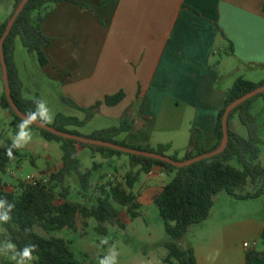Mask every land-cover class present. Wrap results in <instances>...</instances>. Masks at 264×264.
Wrapping results in <instances>:
<instances>
[{
    "label": "crops",
    "instance_id": "crops-1",
    "mask_svg": "<svg viewBox=\"0 0 264 264\" xmlns=\"http://www.w3.org/2000/svg\"><path fill=\"white\" fill-rule=\"evenodd\" d=\"M74 1L52 5V13L43 22V32L52 39L45 50L46 65L16 41L23 95L46 100L54 120L60 113L82 120L85 112L71 102L89 108L124 92L122 102L104 103L93 119L101 117L119 125L128 113L135 128L123 134L122 140L142 147L170 144V151L185 156L188 151L197 152L194 129L202 131L207 149L217 144L218 114L239 77L256 83L264 80V0ZM13 8L14 2L0 7V25ZM0 76V114L11 125L12 117L1 105L5 93L1 68ZM43 84L48 94L42 91ZM36 134L42 138L41 145L52 146L41 133ZM14 152L17 158L2 171L5 174L22 161L19 151ZM105 160L94 162L99 165L94 179L108 167ZM61 166L62 162L40 170V175ZM165 176L173 175L156 167L143 179L151 180L147 190L163 183L156 187L155 199L168 183ZM249 201L253 203H245ZM240 202L251 215L244 213ZM263 205L264 195L237 200L221 191L209 218L191 225L179 245L193 248L198 264H245V243H256L254 247L264 251ZM161 262L167 264L164 258ZM132 264L160 263L144 253Z\"/></svg>",
    "mask_w": 264,
    "mask_h": 264
},
{
    "label": "trees",
    "instance_id": "trees-1",
    "mask_svg": "<svg viewBox=\"0 0 264 264\" xmlns=\"http://www.w3.org/2000/svg\"><path fill=\"white\" fill-rule=\"evenodd\" d=\"M22 1L14 0L12 14L0 25V40L9 20ZM60 1L62 0H28L4 44L12 97L24 114L34 110V99L41 97L36 95L33 99H26L23 95V82L15 60L16 41L20 39L27 51L30 54H35L42 65H46L48 59L45 50L51 45L52 39L43 32L42 25L52 13V5ZM0 68L3 75L1 59ZM262 86H264V80L256 83L243 76L239 77L229 89L225 105L218 114L215 126L217 144L213 148L207 149L202 131L194 129L197 152L188 151L182 158L179 157V151L168 154L171 150L170 144L142 147L131 145L126 140H119V137L135 128L134 121L128 113L123 115L119 125L96 130L90 135H83L76 129L84 127L88 121L93 119L100 112L104 103L115 106L122 102L125 98L124 92L107 96L104 101H99L89 108H81L71 102L73 106L85 112L86 118L81 120L60 113L50 125L62 132L102 140L131 149L155 152L170 156L175 161L183 162L218 149L224 138L223 118L227 107L235 100ZM259 98L264 101V92L240 104L231 112L228 127L229 142L224 152L182 168L157 159L66 139L33 125L31 129L39 131L47 141L61 144L62 166L52 173L50 178L40 179L36 184L19 181L16 191H11L6 185L0 184V197H6L9 202L15 203L12 221L1 224L6 229V239H11L18 248H22L28 243L37 245L38 252L34 254V264H83L75 256L69 241L51 236L50 233L66 228L76 229V219L80 215L85 219L95 218L99 222L98 230L107 234L108 229L105 226L107 223L124 226L121 223L120 211L116 204L126 208L133 219L141 217L142 204L139 201V196L134 192V188L143 174H149L154 168L161 167L167 174L173 175L172 180L163 187L162 192L154 201L164 221L165 230L170 236V239L163 244L166 249L164 262L167 264H198L194 249H182L179 241L184 238L191 225L202 223L209 218L215 203V196L221 191L227 192L237 200L257 199L264 195V167L258 163L264 139L261 135L262 126L259 117L253 113L255 102ZM1 105L12 117L11 127L16 133L17 125L22 118L12 109L5 93L2 96ZM236 115L246 127L247 137L238 134L231 128V121ZM79 146L90 148L107 159L125 155L129 157L130 169L126 173L124 181H108L99 186L96 189L99 191V195L92 206L69 200L71 186L67 184L68 177L73 173L76 174L81 182L82 193L88 197L94 189L92 179L94 172L97 171V166H99L95 164L92 169L83 171L79 158ZM16 158V152H14V159H9L5 151L0 152V170L4 172L9 164L15 162ZM234 160L238 161L241 168L232 164ZM250 187L251 190H249ZM84 224L87 225V222ZM37 227L48 233V236L39 234L36 231ZM26 229L28 231H25ZM255 262L264 263V251L253 247L246 252L245 264H254ZM2 264L14 263L6 261Z\"/></svg>",
    "mask_w": 264,
    "mask_h": 264
},
{
    "label": "rangeland",
    "instance_id": "rangeland-1",
    "mask_svg": "<svg viewBox=\"0 0 264 264\" xmlns=\"http://www.w3.org/2000/svg\"><path fill=\"white\" fill-rule=\"evenodd\" d=\"M14 0H0V7H5L7 5H12ZM18 43H21L20 39H17ZM23 49H26L21 43ZM26 51V50H25ZM259 77V76H258ZM3 89V81L0 76V90ZM42 91L46 92V87L42 85ZM48 94V91L46 92ZM264 101L262 98H259L254 105L253 113L259 117V122L261 124V135L264 139ZM86 118V114H83V119ZM92 120V119H91ZM6 119L3 115L0 114V142H5L6 144L11 143V138L15 135L12 130L11 125L5 124ZM116 126L113 121L105 120L101 117H96L91 122L88 121L84 127L76 128L83 135L90 134L92 131L101 130L104 128H110ZM232 129L238 134L247 137L248 131L246 127L240 122L238 115L231 121ZM71 129H74L71 127ZM32 141L23 149L18 150L22 156V161L19 162L20 165H15L12 173L5 174L0 170V184L6 185L7 188L11 191H16L19 181H26L28 176H34L36 179H46L50 178L51 172L50 169L45 171V174L40 175V170L46 168H52L61 164L63 156L61 144L58 142H52L50 148L41 145V136L40 132H33ZM122 140L121 137L118 138ZM80 148V146H79ZM262 153L258 161L264 167V144L261 146ZM4 150L3 144L0 143V152ZM168 154H174V151H169ZM180 154V152H179ZM103 156V155H102ZM100 155H95L90 148H80L79 158L82 162V169L86 171L93 167L94 162L101 164L102 157ZM184 155H179L182 158ZM102 157V158H101ZM106 159L103 164H107L102 173L99 171L97 176L95 173V179H92V182L95 180L94 189L89 194L90 196L85 197L82 193V186L80 179L76 174H71L68 177V182L71 186V195L69 200L74 202H84L88 206H92L99 195V191L96 190L99 186L108 181H124L126 173L130 169L129 157L127 155L122 157H115L113 159ZM110 164V165H109ZM232 164L238 168H241V165L237 160H234ZM146 177V174H143L140 178V181L137 183L134 188V192L137 196H141L139 201L143 205L141 208L142 216L136 219H133L127 212L126 208L117 205L116 207L120 211V220L124 226H119L117 224L113 225L107 223L108 232L103 234L98 230L99 222L95 218L85 219L82 216L78 215L76 221V229H63L61 231L51 232V236L64 238L71 243V248L77 257L83 264H99V259L104 256L108 248L115 244L120 255L118 257V264H132L142 258L144 253L149 254L154 261L161 264L162 259L166 256V249L163 244L165 240H169L170 236L165 230L164 221L160 215L158 207L155 205V194L157 193V186H162L163 183L160 181L152 186V189L147 190L148 185H150L149 179L143 182V179ZM167 182H170L173 178L165 176ZM251 190V187L249 188ZM239 205H244V213L247 214L248 207L240 202ZM245 203H253L252 201ZM264 207V205H263ZM263 212V211H262ZM249 213V212H248ZM245 214V215H246ZM251 215V213L247 214ZM87 222V225L84 224ZM36 231L43 235L48 236L44 230L36 228ZM107 237L109 240L108 245H102L100 243L101 239ZM6 240V229L0 224V241ZM263 245V244H261ZM259 246L258 249H261L262 246ZM13 262L10 256L0 255V264L3 262ZM31 264H34L33 261Z\"/></svg>",
    "mask_w": 264,
    "mask_h": 264
},
{
    "label": "clouds",
    "instance_id": "clouds-1",
    "mask_svg": "<svg viewBox=\"0 0 264 264\" xmlns=\"http://www.w3.org/2000/svg\"><path fill=\"white\" fill-rule=\"evenodd\" d=\"M34 110L28 111L17 125V131L11 138V143L3 144L5 154L9 159H14V151L25 148L33 139L31 128L34 124H39L41 127L53 123L54 115L46 100L36 98L33 101ZM15 209V203L9 202L6 197H0V224H7L12 221V213ZM25 231H28L26 229ZM102 245H108L107 237L101 239ZM38 252V246L32 243L26 244L22 248L11 240L6 239L0 241V255L10 256L15 264H31L35 258V253ZM120 253L115 244H112L107 253L99 259V264H118Z\"/></svg>",
    "mask_w": 264,
    "mask_h": 264
},
{
    "label": "water",
    "instance_id": "water-1",
    "mask_svg": "<svg viewBox=\"0 0 264 264\" xmlns=\"http://www.w3.org/2000/svg\"><path fill=\"white\" fill-rule=\"evenodd\" d=\"M28 2V0H23L21 2V4L19 5V7L17 8L16 12L14 13V15L12 16V18L9 20L7 28L0 40V59H1V64H2V69H3V79H4V86H5V94H6V98L8 100V102L10 103L12 109L15 111V113L20 117L23 118L24 117V113L19 109V107L17 106V104L15 103L13 97H12V91H11V87H10V83H9V77H8V70H7V63H6V56H5V51H4V44L5 41L7 39V37L9 36L12 27L17 19V17L20 15V13L22 12V10L24 9L26 3ZM264 92V86L259 87L258 89L244 95L243 97L235 100L233 103H231L224 114V118H223V130H224V138L222 141L221 146L209 153L197 156L193 159L187 160V161H183V162H179V161H175L174 159H172L170 156L167 155H161L159 153H155V152H150V151H144V150H137V149H131V148H127V147H123L114 143H110V142H106V141H102V140H95V139H91V138H87L84 136H77V135H73L67 132H62L58 129H55L54 127H52L51 125H47L44 127H41L39 124H34L39 128L48 130L58 136H61L63 138L66 139H74L76 141L82 142V143H87V144H91V145H98V146H104V147H109L115 150H119L128 154H134V155H138V156H144V157H149V158H153V159H157L160 161H164L167 163H171L179 168L182 167H186L189 166L195 162H198L200 160H204V159H208L211 157H214L216 155L221 154L222 152L225 151V149L227 148L228 142H229V133H228V127H229V117L231 112L238 107L240 104L244 103L245 101L255 97L256 95H258L259 93Z\"/></svg>",
    "mask_w": 264,
    "mask_h": 264
},
{
    "label": "built area",
    "instance_id": "built-area-1",
    "mask_svg": "<svg viewBox=\"0 0 264 264\" xmlns=\"http://www.w3.org/2000/svg\"><path fill=\"white\" fill-rule=\"evenodd\" d=\"M39 181V179H36L34 176H28L26 179V182L36 184V182ZM256 245V243H245L244 247L247 249L253 248Z\"/></svg>",
    "mask_w": 264,
    "mask_h": 264
}]
</instances>
